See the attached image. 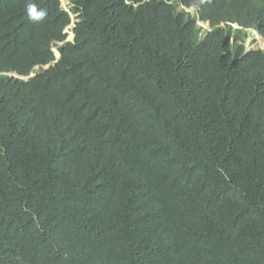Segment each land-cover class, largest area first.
I'll return each mask as SVG.
<instances>
[{
  "label": "trees",
  "instance_id": "trees-1",
  "mask_svg": "<svg viewBox=\"0 0 264 264\" xmlns=\"http://www.w3.org/2000/svg\"><path fill=\"white\" fill-rule=\"evenodd\" d=\"M70 2L0 0V264H264V0Z\"/></svg>",
  "mask_w": 264,
  "mask_h": 264
},
{
  "label": "rangeland",
  "instance_id": "rangeland-1",
  "mask_svg": "<svg viewBox=\"0 0 264 264\" xmlns=\"http://www.w3.org/2000/svg\"><path fill=\"white\" fill-rule=\"evenodd\" d=\"M62 6L64 8H66L68 10V12H70V7H71V2L70 0H62ZM181 9H179L180 11ZM190 11H192L191 9H189ZM75 16L73 15V23L72 25L67 29V41H73V39H71V34L73 33V29L75 27ZM206 29L208 27L207 24H205L204 26ZM250 33V39L247 42V47L248 48H253V49H261L264 51V40L262 39V37H260V35L258 36L257 34H254V32H249ZM55 52H57V49H55ZM56 58H57V54H56ZM47 67H45L46 69Z\"/></svg>",
  "mask_w": 264,
  "mask_h": 264
},
{
  "label": "clouds",
  "instance_id": "clouds-1",
  "mask_svg": "<svg viewBox=\"0 0 264 264\" xmlns=\"http://www.w3.org/2000/svg\"><path fill=\"white\" fill-rule=\"evenodd\" d=\"M63 7V6H62ZM191 10L192 11H190L189 9H185V11L186 12H189V13H191V14H193L194 13V9L193 8H191ZM28 11H29V15H30V17L31 18H33V19H35V20H38V19H40V18H42L43 17V15H44V13L43 12H37V10H36V8H35V6L34 5H29V9H28ZM199 22H201V21H199ZM199 22H198V26H199ZM204 26H205V24H207L208 25V27H207V29L204 27V26H202L203 28H204V30H206V31H210V25L208 24V23H203V22H201ZM200 27V26H199ZM233 27L235 28V29H239V26L238 25H233ZM250 32H254V34H257L258 36H259V34L258 33H256L255 31H250ZM72 35H73V37H74V34L72 33ZM261 37V36H260ZM263 39V38H262ZM74 40V39H73ZM56 53H59L58 51L57 52H55V54ZM60 58V54H59V57H57V59H59Z\"/></svg>",
  "mask_w": 264,
  "mask_h": 264
},
{
  "label": "built area",
  "instance_id": "built-area-1",
  "mask_svg": "<svg viewBox=\"0 0 264 264\" xmlns=\"http://www.w3.org/2000/svg\"><path fill=\"white\" fill-rule=\"evenodd\" d=\"M71 1V0H70ZM64 8V7H63ZM66 11H68L66 8H64ZM199 26L202 27L204 26L201 22H199Z\"/></svg>",
  "mask_w": 264,
  "mask_h": 264
},
{
  "label": "bare ground",
  "instance_id": "bare-ground-1",
  "mask_svg": "<svg viewBox=\"0 0 264 264\" xmlns=\"http://www.w3.org/2000/svg\"><path fill=\"white\" fill-rule=\"evenodd\" d=\"M71 39H73V35L71 34V37H70ZM57 54V57H59V53H56Z\"/></svg>",
  "mask_w": 264,
  "mask_h": 264
},
{
  "label": "water",
  "instance_id": "water-1",
  "mask_svg": "<svg viewBox=\"0 0 264 264\" xmlns=\"http://www.w3.org/2000/svg\"><path fill=\"white\" fill-rule=\"evenodd\" d=\"M73 39H74V37H73ZM48 68V67H47Z\"/></svg>",
  "mask_w": 264,
  "mask_h": 264
}]
</instances>
